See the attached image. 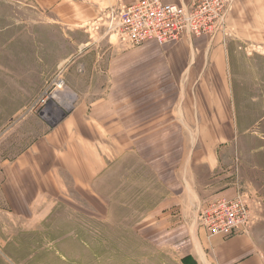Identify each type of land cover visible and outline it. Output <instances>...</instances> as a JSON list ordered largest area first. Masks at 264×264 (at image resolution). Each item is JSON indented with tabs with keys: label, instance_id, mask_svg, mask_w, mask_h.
<instances>
[{
	"label": "crops",
	"instance_id": "crops-1",
	"mask_svg": "<svg viewBox=\"0 0 264 264\" xmlns=\"http://www.w3.org/2000/svg\"><path fill=\"white\" fill-rule=\"evenodd\" d=\"M19 1L46 13L40 23L87 36H68L74 50L61 58L60 96L73 100L69 110L52 123L31 118L28 128L29 117L11 126L15 135L23 131V145L0 152V220L34 230L59 205L104 218L96 183L134 158L167 192L142 219L163 228L165 244L214 264H264L246 233L212 235L185 214L243 194L246 159L264 166L261 146L245 151L239 143L245 134L255 141L248 125L264 118V0H232L214 34L166 45L123 44L104 33L109 9L133 0Z\"/></svg>",
	"mask_w": 264,
	"mask_h": 264
},
{
	"label": "rangeland",
	"instance_id": "rangeland-1",
	"mask_svg": "<svg viewBox=\"0 0 264 264\" xmlns=\"http://www.w3.org/2000/svg\"><path fill=\"white\" fill-rule=\"evenodd\" d=\"M45 20L46 13H39L29 3L0 0V152H14L23 145V131L11 133L16 121L30 117L28 128L31 118L52 123L73 102L60 96L65 85L57 87L58 80L64 79L59 75L61 58L74 50L68 36L78 42L87 35L82 29L64 32L40 23ZM260 111L264 115V109ZM247 132L255 141L243 135L241 149L261 146L256 154L264 156V118L248 125ZM240 184L250 208V226L216 235L246 233L264 253V166H256L250 158L243 161ZM96 186L107 207L104 218L59 205L34 230H27L17 220H0V264H214L202 255L200 260L194 253L184 255L186 251L165 244L163 228L142 222L167 195L145 165L125 158ZM208 203L185 208L186 215L194 213L197 228L207 227L199 216Z\"/></svg>",
	"mask_w": 264,
	"mask_h": 264
},
{
	"label": "built area",
	"instance_id": "built-area-1",
	"mask_svg": "<svg viewBox=\"0 0 264 264\" xmlns=\"http://www.w3.org/2000/svg\"><path fill=\"white\" fill-rule=\"evenodd\" d=\"M231 1L190 0L187 4H166L162 0H133L127 5L111 7L101 26L115 42L134 45L154 41L166 45L182 38L214 34L222 26ZM64 84L59 79L57 87ZM199 217L212 235L248 229L252 221L243 194L209 201Z\"/></svg>",
	"mask_w": 264,
	"mask_h": 264
}]
</instances>
